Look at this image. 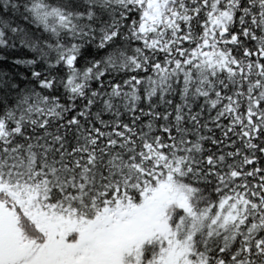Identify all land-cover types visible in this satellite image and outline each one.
Masks as SVG:
<instances>
[{
	"label": "trees",
	"instance_id": "16d2710c",
	"mask_svg": "<svg viewBox=\"0 0 264 264\" xmlns=\"http://www.w3.org/2000/svg\"><path fill=\"white\" fill-rule=\"evenodd\" d=\"M0 202L32 242L166 224L124 264H264V0H0Z\"/></svg>",
	"mask_w": 264,
	"mask_h": 264
},
{
	"label": "rangeland",
	"instance_id": "374dc122",
	"mask_svg": "<svg viewBox=\"0 0 264 264\" xmlns=\"http://www.w3.org/2000/svg\"><path fill=\"white\" fill-rule=\"evenodd\" d=\"M128 218L109 215L95 220L69 221L44 212L38 219L46 235L43 242H32L21 239L23 231L14 225L12 209L8 210L0 202V233L11 229L18 236L19 246L26 250L25 256L13 264H124L125 252L139 250L153 235L160 233L167 237L169 234L163 222L151 229V222L158 221L156 216L138 218L133 214ZM76 230L79 234L73 243L56 237Z\"/></svg>",
	"mask_w": 264,
	"mask_h": 264
},
{
	"label": "water",
	"instance_id": "95a60500",
	"mask_svg": "<svg viewBox=\"0 0 264 264\" xmlns=\"http://www.w3.org/2000/svg\"><path fill=\"white\" fill-rule=\"evenodd\" d=\"M26 250L19 247L17 234L11 229L0 233V263H14L24 257Z\"/></svg>",
	"mask_w": 264,
	"mask_h": 264
}]
</instances>
